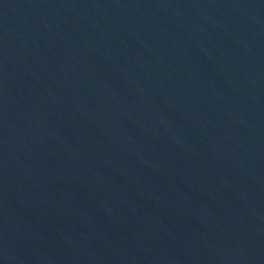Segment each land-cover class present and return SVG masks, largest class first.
<instances>
[{
	"label": "water",
	"instance_id": "obj_1",
	"mask_svg": "<svg viewBox=\"0 0 264 264\" xmlns=\"http://www.w3.org/2000/svg\"><path fill=\"white\" fill-rule=\"evenodd\" d=\"M0 264H264V0H0Z\"/></svg>",
	"mask_w": 264,
	"mask_h": 264
}]
</instances>
